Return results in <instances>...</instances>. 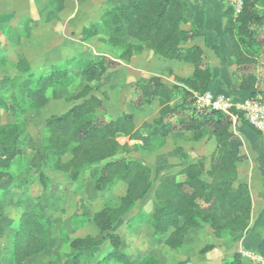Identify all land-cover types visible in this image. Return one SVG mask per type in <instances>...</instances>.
Segmentation results:
<instances>
[{"label": "trees", "instance_id": "trees-1", "mask_svg": "<svg viewBox=\"0 0 264 264\" xmlns=\"http://www.w3.org/2000/svg\"><path fill=\"white\" fill-rule=\"evenodd\" d=\"M48 3L52 9L47 13V19L63 8L64 0H48ZM222 16L225 20L223 31L232 41L237 66L234 75L240 87L250 92V98L264 102V75L255 73L256 66H264L259 61V57L264 55L261 0H242L237 13L231 5H226ZM191 17L192 12L186 0H126L125 3L105 7L99 21L81 30L82 40L102 35L111 47L120 48L117 59L122 62H128L134 52L148 48L162 58L183 61L193 66L192 78L175 76L174 84H166L155 76L136 82L132 106L140 107L157 101L158 116L152 121H144L136 126L132 113H122L106 121L96 116L97 111L103 108V100L91 93L97 91L98 87L90 83L100 81L110 65L116 62L108 61L104 55L95 60L89 59L82 67L86 84L74 98L83 100L45 120L42 159L51 163L52 170L77 181L89 168V180L97 191L110 188L119 181L126 184L125 194L117 208L105 206L92 217L96 228L105 233V240L112 250L120 254L121 238L113 231V227L119 217L125 215L136 202L143 200L150 191L158 204L149 217L150 225L156 232H169L166 242L172 247L180 243L187 231L200 228L201 221L213 229L217 238L226 231L243 232L250 222L252 199L249 187L246 183L238 182L237 177L236 165L244 159L242 141L230 131L232 115L239 116L243 122L247 121L235 109L230 113L212 109L195 111L194 94L208 89L211 76L202 49L187 45L193 37L204 35L196 28ZM30 22V18H24L21 30L8 31L9 40L14 42L16 37H21ZM128 39H134L135 43L128 42ZM213 49L218 51L217 46H213ZM7 81L8 77L1 78L0 87L6 85ZM104 98L107 97L104 95ZM176 99L180 103L171 106ZM186 110L191 113H186ZM173 116H176V120L169 121ZM174 131H192L196 136L214 133L216 146L208 168L204 158H200L188 162L178 172L167 174L154 184L152 170L146 163L135 159H113L118 153L130 149L127 143L118 141L119 135L132 140L159 137L163 142ZM67 154L70 158L64 161L63 157ZM30 214L23 213L20 216L15 258L21 253L18 246L24 240H19V236L24 228L35 237L37 232L42 237L44 235L42 225L36 218L32 220ZM96 243L90 235L73 239L70 245L77 252L71 264H80L81 248ZM212 247L209 245L205 249ZM43 249L25 252L21 261L15 259V264H23V257ZM223 264H242L241 254L236 252L229 263Z\"/></svg>", "mask_w": 264, "mask_h": 264}, {"label": "rangeland", "instance_id": "rangeland-1", "mask_svg": "<svg viewBox=\"0 0 264 264\" xmlns=\"http://www.w3.org/2000/svg\"><path fill=\"white\" fill-rule=\"evenodd\" d=\"M122 2L64 0L58 15L32 19L16 41L5 39L8 35L2 36L6 44L0 46V79L8 77L9 81L0 87V264H15V259L21 261L25 252L41 247L45 249L23 257L22 263L71 264L77 251L70 242L86 235L97 243L81 248L80 264H223L229 263L237 252L238 236L226 231L217 238L213 229L202 221L201 227L187 231L177 246H170L166 242L170 233L156 232L150 225L149 217L158 207L152 191L117 219L113 231L121 238L122 254L114 252L92 217L105 206L117 208L125 194V185L115 184L97 191L89 180V168L73 181L52 170L51 163L42 159L45 120L83 100L74 96L86 84L82 67L89 59L104 55L108 61H116L100 81L90 83L98 87L91 93L103 100V108L96 113L100 120L131 112L139 125L158 116L156 103L141 108L132 106L134 81L120 67L117 59L120 48L111 47L100 35L89 38V42L81 39L83 24L97 18L105 7ZM62 21H65L63 31ZM255 73L263 76L264 66H256ZM178 103L180 100L176 99L171 106ZM194 108L196 112L203 110ZM175 120L176 116L169 119ZM142 139L119 135L118 141L127 143L130 149L113 159L144 161L153 168L154 184L165 175L179 171L187 162L183 156L187 142L182 136L179 141L171 138L165 143L159 137ZM69 158L67 154L63 160ZM162 161L167 172L160 179L164 170L161 171L162 164L156 167L155 163ZM23 213H31L32 220L36 218L40 222L44 235L37 232L35 237L24 228L19 236V240H24L18 246L21 253L15 258V239ZM209 245H213L212 249H205ZM242 264H246L244 258Z\"/></svg>", "mask_w": 264, "mask_h": 264}, {"label": "crops", "instance_id": "crops-1", "mask_svg": "<svg viewBox=\"0 0 264 264\" xmlns=\"http://www.w3.org/2000/svg\"><path fill=\"white\" fill-rule=\"evenodd\" d=\"M186 1L192 12L191 18L196 28L204 34L203 36L193 37L187 45H196L202 49L203 58L206 66L209 68L211 76L207 90L215 94H229L236 101H241L249 97L250 92L240 87L234 75L237 66L234 60L232 41L223 31L225 20L222 16V12L228 4L224 0ZM122 3H125V0ZM261 8L264 13V0H261ZM51 9L52 7L48 3V0H0V46L6 44L2 42L3 35L5 37L11 30L22 29L21 22L24 18H30L31 20L41 19L43 16L46 17ZM58 13L59 11L56 12L57 15ZM101 13L94 20H88V22L83 24L82 28L99 21ZM61 14H63V11H61ZM60 19L63 20L62 15H60ZM64 23L65 21H62L61 31H63ZM7 38L8 37H5V39ZM89 41L88 39V42ZM128 42L135 43V40L128 39ZM213 46H217L218 51H215ZM221 58L224 60L222 61ZM259 61L261 64H264V55L259 57ZM119 62L121 63V69L126 73V77L134 81V87L137 81L146 80L154 76L160 78V80L166 84H174L175 76L181 78L193 77L192 65L183 61L162 58L158 56L155 51L148 48H144L140 52H134L128 62ZM133 91L134 88L132 89V92ZM152 103L157 104L159 111L158 102L154 101ZM141 107L142 106L137 108ZM132 114L134 115V113ZM231 118L232 124L230 131L241 139L242 153L244 155V159L236 165L238 182L246 183L249 187L252 199V211L250 222L246 230L230 235L238 236L236 244L238 249L236 250L240 254L245 250H254L259 253H264V138L249 124L243 122L239 116L232 115ZM146 121L150 122L148 120ZM181 136L187 142H185V149H183V156L185 159L187 158V162L184 166L190 161L204 158L206 159L205 166L208 168L210 156L216 146L214 133L208 132L206 135L196 136L195 132L192 131H178L170 133L165 138L164 143L167 140H171V138L179 141ZM162 163L164 162L155 163V166L158 167V165ZM168 165L172 166L173 163ZM163 166L164 164H162L161 167V171H164L160 179L167 172V168ZM151 170L153 171V168H151ZM179 178L183 177L180 176ZM160 179H158L157 182ZM119 184H124L126 190V184L124 182L119 181L116 183V185Z\"/></svg>", "mask_w": 264, "mask_h": 264}, {"label": "built area", "instance_id": "built-area-1", "mask_svg": "<svg viewBox=\"0 0 264 264\" xmlns=\"http://www.w3.org/2000/svg\"><path fill=\"white\" fill-rule=\"evenodd\" d=\"M228 5L234 8L235 13L239 12L242 6V0H224ZM194 107L198 109H212L224 113H230L232 109L242 113L247 123L264 138V102L247 97L241 101H236L229 94H215L209 90L195 93ZM242 258L246 264H264V253L254 250H245L241 252Z\"/></svg>", "mask_w": 264, "mask_h": 264}]
</instances>
